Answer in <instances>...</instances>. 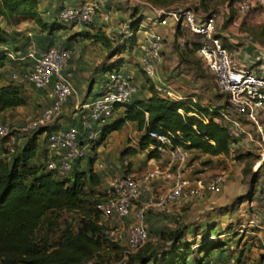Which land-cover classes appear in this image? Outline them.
Masks as SVG:
<instances>
[{
  "label": "rangeland",
  "instance_id": "374dc122",
  "mask_svg": "<svg viewBox=\"0 0 264 264\" xmlns=\"http://www.w3.org/2000/svg\"><path fill=\"white\" fill-rule=\"evenodd\" d=\"M78 1L81 2L82 0ZM50 3L52 6L48 8ZM119 3L118 8L123 13V16L119 17L117 25L119 23L123 24L129 15L145 17L146 12L151 10L152 5L161 6L165 9L171 7H192L200 14L214 10L220 22L222 18L227 20L222 27L220 23L217 25V31L221 34L229 33L225 37L236 39L233 42L237 43L230 47L225 43L228 51L233 55L235 53L234 50H240L242 55L244 54L245 62H253L251 64L252 68H259V72L264 73V55L261 54L259 58H250L245 52L243 53L244 49H246L244 47L248 43H243L241 38H237L245 34L252 37L257 36L258 38H254V44L260 49L261 46L264 47V9L254 8L236 18L235 12L233 13L236 0H159L157 1L158 5H154L148 0H125L124 2L120 0ZM53 4V2L49 1L40 3L41 17L44 21L52 22L56 20L62 24L63 21L58 16V8L63 3L61 6L59 4V7ZM110 4H114L113 1L106 2L99 12L101 10H110ZM65 5H68V1ZM69 5H76V3L72 1ZM109 14L110 19L106 22L99 21L100 15L97 13L94 16V22L67 24L65 30H56L54 34L60 39L59 43L63 45H65L63 43L64 39L68 36L73 40L74 47L70 54L75 56L77 64L80 65L78 71L83 78L86 77L89 71L93 74L101 64L120 59L122 63L119 68L127 64L134 69L139 78V88L145 90L144 93L147 94V90H149L148 83L152 82L150 81L151 78L139 68L138 60L141 54V41L140 43L138 41L132 43L129 41L124 48L122 47L121 52L111 57H106L109 49L106 44L89 37H82L84 35L83 31L86 30L89 32H104L111 46L117 43L123 44V39L126 38L125 35L127 34L123 29L126 27L124 28L122 25H115L113 26L114 28L109 27L115 18L113 11ZM232 15H234L233 21L230 20ZM0 24L11 30V35L8 36L10 44H1L0 49L11 52L12 50L7 49V47L20 46L19 50L25 52L31 49L34 50V54L41 50L43 42L39 38L44 28L35 20L19 18L18 22L9 25L0 17ZM175 30L172 34L162 33L166 39H164V49L161 51L160 59L156 64L159 76L163 78L166 84L185 95H190L195 102L201 105L213 107L224 103L227 97L218 89L213 74L204 66L196 53L188 47L190 46L189 42L195 41V39L202 41V37L191 34L186 26H180L177 31ZM137 32L138 37L142 38L141 29H138ZM184 40L187 43L185 44L184 42L185 45H181L180 42ZM261 50L264 51V49ZM16 54L22 53L15 52L14 56ZM11 58V60L6 61L4 66L7 79H9V71L17 73L29 64L23 61L24 59H13V56ZM107 72L104 71L102 76L105 77ZM164 72L168 74L167 77H163ZM92 74H90L89 79L94 77ZM22 84L27 102L24 105L0 113V122L8 121L12 125L11 130L0 137L1 155L9 156L11 154L5 151L8 145L12 144L14 149H16L25 142L30 131H24L21 126L37 116L46 102L42 95H39V92L30 85L28 80H23ZM87 87V81L80 87L73 84L72 95L64 103V110L66 109L67 112L60 115L62 123L65 124L67 122L71 105L76 98L84 96ZM99 89L100 85L96 81L93 84L91 94L97 93ZM144 93L141 92L139 95H144ZM113 117L114 115L110 117V120ZM98 127H101V124ZM250 130L253 134L255 133L254 127ZM141 134L142 131L137 129L136 122L127 120L119 129L111 131L100 143L98 150L93 154V168L102 175V182L93 188L95 191L94 195L101 197L100 195L103 194V191L108 186V181L116 174L132 173L134 176H140L153 167V161H150L151 157L147 156L149 148L142 149L139 147ZM45 136L46 133H42L39 136L38 151L31 159V163L39 164L44 161ZM251 142L246 140L244 145L236 152V155L241 153L246 155V158H237L233 164H231L229 158L210 157L201 152H190L186 166L191 167V176L197 175L207 179L222 170L227 173V179L219 191L207 193L188 202L170 203L160 207L156 206L153 201H148V193L157 194L165 188H157L161 186V183H152L150 186L152 190L144 193L142 198L134 203L127 216L103 218L98 216L93 203L85 201L77 209L53 212L52 224L44 221L35 231L34 237L47 236L51 240H55L67 224L76 227L81 218H97L106 225L107 230L114 232V236H111L112 239L105 236L102 238L100 248L87 264H129L127 262L128 253L134 251V249L128 246L127 235L130 227L136 221L134 211L145 205L143 215V222L147 229L145 241H149L152 244L154 253L157 255L171 244V241L165 239L162 233L182 229L184 230L183 241L186 240L191 245L189 260L193 257H198L202 241L209 236L211 240L222 239L224 241L225 244L220 253L226 256V260L231 256L246 255L250 264H264V217L261 214L264 208V163L257 169L252 167L254 159L258 155V146ZM195 162L197 163L194 164ZM248 192H251L250 195L242 200V195ZM254 217H257V219L251 221ZM118 234H121V236L113 238ZM213 253L212 258H217V255H219L218 250H214ZM148 264L152 263L149 262Z\"/></svg>",
  "mask_w": 264,
  "mask_h": 264
},
{
  "label": "built area",
  "instance_id": "2783aa9c",
  "mask_svg": "<svg viewBox=\"0 0 264 264\" xmlns=\"http://www.w3.org/2000/svg\"><path fill=\"white\" fill-rule=\"evenodd\" d=\"M104 5L105 0H82L76 5H63L58 11V16L66 24H87L99 13L102 21L106 22L109 20V13L102 10L99 12ZM257 7L264 8V0H237L235 16L236 18L242 16ZM149 13L148 22L143 23L141 20L138 28L143 34L142 38L137 37V41L142 42L138 60L141 70L153 80L160 78L156 64L163 49L164 35L154 27L155 25L179 24L186 26L191 34L201 36L203 40L198 41L195 53L213 74L218 89L227 97V104L221 111L222 121L229 133V149L226 155L231 164L235 163L237 150L246 140H250L258 146V155L252 167L254 169L261 167L264 163V125L259 115L264 111V73L252 68L253 62L245 63L228 51L222 38L217 35L219 33L217 25L220 23L222 27L227 20L222 18L220 22L214 10L200 14L192 7L165 9L152 5ZM124 28L125 32H129L128 23ZM241 39L254 50L249 55L250 58H259L263 54L254 44L251 35L245 34ZM180 44L184 45V41ZM26 55L34 58L33 68L18 79L28 80L36 90L41 91L46 104L40 113L22 125L21 129L31 131L41 125H55L44 131L47 148L46 167L60 174H66L75 159H85L98 150L100 144L95 146L94 143L101 133L102 126L114 115L115 105L128 101L137 91L139 78L135 70L127 64L122 68H112L99 84L100 89L97 93L89 99L74 104L71 114L73 121L64 124L60 115L64 112V103L73 92L71 73L63 72L70 50L61 46H51L39 55H35L34 50L28 49ZM12 76L16 78L17 74L12 73ZM155 89L172 99L190 100L189 104L195 109L192 105L195 102L194 98L190 95L174 90L161 81L155 83ZM178 110L183 112L182 108ZM194 111L189 112L195 113ZM244 120L250 122L252 128L254 127V134L251 128L245 127ZM99 124L101 127H98ZM11 128L12 125L8 121L0 122V137L7 134ZM148 133L156 140V143L149 147L155 148L159 153V156L150 158L154 161L153 167L140 176L121 173L111 177L108 186L100 195L103 199L95 203V208L99 210L101 217L107 219L113 216H127L134 203L141 199L144 193L152 190L150 187L152 183H161L157 188H165L157 194L148 193V201H153L160 207L170 203L188 202L207 193L219 191L225 183L227 173L223 170L207 179L197 175L191 176V167H187L186 163L190 152L196 150L180 144H172L168 134L157 130H150ZM8 149L13 151V145H8ZM163 157L168 159L164 167L157 162ZM144 211L145 205L134 211L136 221L127 235V244L133 249L141 246L147 237V229L143 222ZM261 214L264 217V208ZM255 219L257 217L251 221ZM106 233L109 237L114 236L113 231L106 229ZM117 236L120 237L121 234L113 238ZM209 264H250V262L245 255L231 256L228 260L214 259Z\"/></svg>",
  "mask_w": 264,
  "mask_h": 264
},
{
  "label": "trees",
  "instance_id": "16d2710c",
  "mask_svg": "<svg viewBox=\"0 0 264 264\" xmlns=\"http://www.w3.org/2000/svg\"><path fill=\"white\" fill-rule=\"evenodd\" d=\"M148 1L158 5L157 1L159 0ZM236 4L237 0L233 7L234 15H236ZM234 15L229 19L233 21ZM0 17L9 25L18 22L19 18H30L44 28L39 38L43 45L35 55H39L51 46L68 48L70 53L73 51L74 44L70 36L64 39L65 45H63L59 43L60 39L54 34L56 30H65L67 24L64 22L61 24L56 20L44 21L39 10V0H0ZM130 17L128 22L130 33L126 32V38L123 39L124 45L117 43L111 46L104 32L86 30L83 31L82 37H89L106 44L109 47L106 57H111L121 52L129 41L131 43L137 41V30L144 17ZM166 26H170L173 30L176 29L175 31L180 27L179 24H166ZM9 35H11V30L0 24V45L10 44ZM217 35L222 38L224 44L226 43L229 47L232 45L231 42L226 41V37L219 33ZM184 42L187 43L185 40ZM197 43L198 41L195 39V41L189 42L190 46L188 47L195 52ZM19 48L20 46L7 47L12 50L11 52L0 49V113L27 102L22 80L18 78L32 70L34 58L26 55L28 50L24 52ZM15 52L22 54L14 56ZM11 56L14 57L13 59H24L23 61L29 64L17 73L9 71V79H7L4 66L7 60L12 59ZM121 63L122 60L115 59L101 64V74L112 68H118ZM79 69L80 65L77 64L75 56L70 54L63 72L71 73L72 85L75 84V73ZM12 73L17 74V77L14 78ZM102 80H104L103 76H101L99 84ZM152 80H150L152 83H148L149 95L138 96L135 92L128 101L115 105L114 117L102 126L101 133L94 143L95 146L99 145L111 131L119 129L125 121L130 120L136 122L137 129L142 131L139 147L149 148L147 150L148 157L159 156L155 148L149 147L156 143L155 138L148 133L150 130L168 134L172 144H180L207 155L228 153L229 133L221 116V111L225 108L227 100L213 107L193 102L192 105L195 109H192L190 101L172 99L159 93ZM30 85L32 86L31 83ZM37 91L44 98L42 92ZM178 108H182L183 112H180ZM72 111L73 108L69 111L67 122L73 121ZM54 126L41 125L31 130L21 146L13 151H10L8 147L5 148V151L11 153L9 156L0 154V264H87L100 248L102 238L104 236L111 238L106 233V225L99 219L91 217L81 218L76 227L67 224L55 240H51L47 236L34 237L35 231L44 221L52 224L53 212L77 209L85 201L93 203L94 209L100 216L99 210L95 208V203L103 198L94 195L93 188L102 182V175L93 168V155L85 159H75L66 174H60L58 171L46 167V146L43 151L44 161L39 164L31 163V159L38 151L39 136ZM235 156L236 159L246 158V155L241 153ZM250 193L243 194L241 199L247 198ZM162 235L165 239L170 240L171 244L159 255L154 253L152 244L145 241L134 251L128 253L127 262L129 264H148L149 262L152 264H209L214 259L226 260V256L220 253L225 244L222 239L211 240L209 236L205 237L199 247L198 257L189 260L191 245L188 241H183L184 230L175 229L162 233ZM214 250L219 252L217 258H212Z\"/></svg>",
  "mask_w": 264,
  "mask_h": 264
},
{
  "label": "crops",
  "instance_id": "0c3cea01",
  "mask_svg": "<svg viewBox=\"0 0 264 264\" xmlns=\"http://www.w3.org/2000/svg\"><path fill=\"white\" fill-rule=\"evenodd\" d=\"M42 1H45V2H53L54 4L53 5H56V6H58L59 4H60V6H61V4L63 3V5H65V3L67 4V1H68V4L69 3H72V1H73V3H78L79 1L78 0H39V6H40V3L42 2ZM61 1H62V3H61ZM75 1V2H74ZM111 2V1H113V3L114 4H110L111 6H110V10H106L108 13H110V12H112L113 11V15L115 14V18H114V16H113V20L114 21H112V23H111V26H109V27H112V28H114L113 26H115V25H117L116 23H118L117 21H119V17L120 16H123V13L120 11V9L118 8V6L120 5V0H105V3L106 2ZM121 1H125V0H121ZM50 6H52V4L50 3V5H49V7L48 8H50ZM59 7V6H58ZM107 8V7H106ZM56 9H57V7H56ZM150 11H148V12H146V17H144L143 19H142V21H143V23H146V22H148V20H147V16H150V13H149ZM118 14V15H117ZM110 15V14H109ZM125 16V15H124ZM130 15L126 18V21L122 24V23H119L117 26H119V25H122L123 27L127 24V22L130 20ZM109 19H110V17H109ZM98 20L99 21H101L102 20V18L99 16V18H98ZM95 21V18L93 19V22ZM157 30H159L161 33H164V32H166V33H169V34H172L173 32H174V30H173V28H168V26H166V25H155L154 26ZM124 30V29H123ZM224 37L225 36H227V35H229V33H227V34H222ZM227 38V37H226ZM238 39L239 38H241V37H237ZM165 39H166V37H165ZM230 40V41H229ZM236 39H234V38H232V37H229V38H227V41H229V42H231L232 43V45H235L237 42H233V41H235ZM242 40V39H241ZM240 42H242V41H240ZM244 43V42H243ZM245 46V45H244ZM244 48H246V49H244V51H243V53L245 52L247 55H250V54H252L253 53V49H252V47H251V45H247V46H245ZM163 49H164V46H163ZM162 49V50H163ZM239 49H240V47H239ZM261 49H264V47L263 46H261ZM235 51V53L233 54V55H236V56H238V58L239 59H242V61H244V59H245V57H244V54L242 55V52H240V50H234ZM236 53H238V54H236ZM262 53L264 54V51L262 50ZM245 62V61H244ZM245 63H248V62H245ZM258 70H260L259 68H257ZM78 72V73H77ZM76 73H75V79H74V83L78 86V87H80V86H83L85 83H86V81L88 82V87H87V91L84 93V96L83 97H79V98H76L75 99V101L73 102V104L71 105V107H70V109H72L73 107H74V104L77 102V101H80V100H86V99H89V98H91L94 94H91V90H92V88H93V84L97 81L98 82V84H99V81L101 80V76H102V74H101V71H100V67L97 69V70H95L94 72H93V74L89 71V73H87V75H86V77H84L83 78V76L81 75V73L79 72V71H77ZM85 72V71H84ZM90 74H92L94 77H91L90 79H89V77H90ZM85 75V74H84ZM91 75V76H92ZM82 76V77H81ZM167 77L168 76V74H166L165 72L163 73V77ZM160 77V76H159ZM93 78H95V79H93ZM93 79V80H92ZM159 80V81H158ZM158 80H153V82H154V85H155V83H157V82H162V83H164V84H166L165 82H164V80H163V78H159ZM77 83H79V84H77ZM92 83V84H91ZM166 85H168V84H166ZM168 86H170V85H168ZM171 87V86H170ZM172 88V87H171ZM174 89V88H173ZM140 88H138L137 89V91H136V94L138 95V96H145V95H149L150 93L148 92V90H147V94H145L144 92H145V90H141V92L142 93H144V95H139V93H141L140 92ZM174 90H177V89H174ZM18 107V106H17ZM65 112H66V109L64 110ZM259 118H260V121L262 122V124L264 125V111H262L261 113H260V115H259ZM244 123H245V127L248 129V128H252V126H251V123L250 122H247V121H245L244 120ZM197 151V150H196ZM197 152H199V151H197ZM208 156H210V157H219V158H222V157H224L225 159H228V157H227V155L226 154H224V153H220V154H217V155H208ZM150 161H153V160H151L150 159ZM154 162V161H153ZM157 162H159L161 165H162V167H164L165 166V164L167 163V160H166V157H163L162 159H158V161ZM153 165H154V163H153ZM158 184V183H157ZM227 189V188H226Z\"/></svg>",
  "mask_w": 264,
  "mask_h": 264
}]
</instances>
